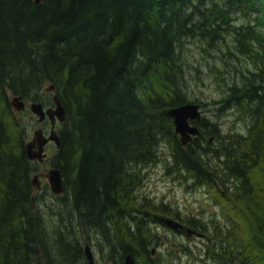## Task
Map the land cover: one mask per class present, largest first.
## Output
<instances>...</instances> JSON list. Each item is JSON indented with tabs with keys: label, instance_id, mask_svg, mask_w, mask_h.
<instances>
[{
	"label": "trees",
	"instance_id": "trees-1",
	"mask_svg": "<svg viewBox=\"0 0 264 264\" xmlns=\"http://www.w3.org/2000/svg\"><path fill=\"white\" fill-rule=\"evenodd\" d=\"M235 10L253 14L255 23L233 24ZM224 33L251 66L220 102L250 123L245 133L220 134L217 123L201 119L200 134L182 146L167 110L189 103L181 84L183 40L199 37L214 48ZM48 85L65 108L49 164L63 179L64 196L57 197L73 213L51 231L33 198L28 133L10 105L12 96L49 104L42 95ZM161 143L173 168L195 185L219 190L230 181L224 189L233 187L246 208L257 202L264 173V0H0V264H88L83 231L100 236L113 264L128 254L134 264H154L145 228L151 213L134 193L140 169L160 160ZM165 208L161 214H170ZM257 229L264 264V216Z\"/></svg>",
	"mask_w": 264,
	"mask_h": 264
},
{
	"label": "rangeland",
	"instance_id": "rangeland-1",
	"mask_svg": "<svg viewBox=\"0 0 264 264\" xmlns=\"http://www.w3.org/2000/svg\"><path fill=\"white\" fill-rule=\"evenodd\" d=\"M230 14L235 25L255 23L253 14L238 10ZM233 44L232 36L228 33H224V38L214 48H210L199 37L186 38L180 53L183 92L189 103L200 104L201 119L218 124L220 134L245 133L250 123L235 108H226L220 102L227 86L233 81H239V71L251 66L250 60L239 55ZM42 95L45 101L48 102V97L50 100L44 107L51 106L52 94L45 91ZM19 113L28 133L27 140H30L38 127H45V134H48V121L42 125L28 108ZM53 150L54 145L45 148L48 158L42 163L34 164L36 172L32 177L39 172L46 173L51 168L49 163ZM169 153L167 145L161 143L160 160L140 169V184L134 193L136 202L146 207L148 213L173 220L176 218L171 214H176L180 223L186 227L185 233H179L166 225L152 222L151 214L145 217L154 264H259L262 252L255 247L257 242L254 234L257 235L258 242L263 243L261 236H258L257 218L264 216V173L259 175V198L249 209L244 206L245 200L242 197L237 193L233 194V187L232 190L224 189L226 185L232 186L230 181L224 186L218 184L219 190L206 185H195L184 172H177L173 168ZM209 162L220 167V161L210 158ZM39 177V188L33 186V198L51 231L61 227L59 218L72 220L73 213L67 205L62 206L65 197H57L64 196L63 192L61 195L52 193L45 186L47 181L44 177ZM164 206L170 214H161ZM192 219L194 227L188 226ZM78 237L84 246H90L95 264H112L107 260L106 247L100 236L83 231Z\"/></svg>",
	"mask_w": 264,
	"mask_h": 264
},
{
	"label": "water",
	"instance_id": "water-1",
	"mask_svg": "<svg viewBox=\"0 0 264 264\" xmlns=\"http://www.w3.org/2000/svg\"><path fill=\"white\" fill-rule=\"evenodd\" d=\"M39 2V0H35ZM46 91L51 93L52 105L44 107L41 102H26L21 96H12L10 105L16 112H22L28 108L32 115L36 116L37 121L41 123L48 120L49 132L47 135L43 133L42 128L38 127L32 133L30 140L25 144L26 156L30 161L42 162L46 157L44 147L51 142L55 148L60 147V137L56 131V124L65 120V108L55 92L53 85H48ZM167 114L172 118L173 131L178 136V141L182 146L192 142V140L200 134V130L195 122L201 120L200 104L185 103L167 110ZM43 176L49 185L52 193L59 195L63 192L62 175L58 168H50ZM31 183L35 188H39V175L34 174ZM166 226L177 230L182 225L170 218H161ZM190 232V230H188ZM153 252V251H152ZM84 253L88 264H95L93 254L89 245L84 246ZM113 264V263H112ZM123 264H134L131 254L126 255Z\"/></svg>",
	"mask_w": 264,
	"mask_h": 264
},
{
	"label": "flooded vegetation",
	"instance_id": "flooded-vegetation-1",
	"mask_svg": "<svg viewBox=\"0 0 264 264\" xmlns=\"http://www.w3.org/2000/svg\"><path fill=\"white\" fill-rule=\"evenodd\" d=\"M34 116V115H33ZM47 121L48 120H44V121H42L41 123H42V125H44V124H47ZM57 127V126H56ZM40 128H42V130H43V133L45 134V127H40ZM46 135V134H45ZM50 145H53L51 142H49V143H47L46 145H45V147H44V152H45V154H46V157L43 159V161L44 160H46L47 158H48V155H47V153H46V151H45V148H47L48 146H50ZM42 161V162H43ZM42 162H40V163H42ZM39 163V162H38ZM37 175H44L45 174V172H39V173H36ZM45 179V178H44ZM176 220H178V222L180 223V220L179 219H176ZM181 225H182V223H180ZM177 232H179V233H185L186 232V227H185V225H182V227H180V228H178L177 229Z\"/></svg>",
	"mask_w": 264,
	"mask_h": 264
},
{
	"label": "bare ground",
	"instance_id": "bare-ground-1",
	"mask_svg": "<svg viewBox=\"0 0 264 264\" xmlns=\"http://www.w3.org/2000/svg\"><path fill=\"white\" fill-rule=\"evenodd\" d=\"M22 98V97H21Z\"/></svg>",
	"mask_w": 264,
	"mask_h": 264
}]
</instances>
